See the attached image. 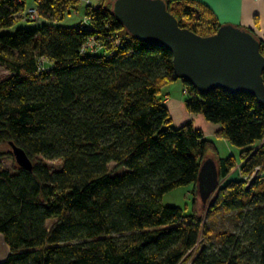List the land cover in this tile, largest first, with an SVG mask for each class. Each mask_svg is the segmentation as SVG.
I'll list each match as a JSON object with an SVG mask.
<instances>
[{
	"label": "trees",
	"instance_id": "16d2710c",
	"mask_svg": "<svg viewBox=\"0 0 264 264\" xmlns=\"http://www.w3.org/2000/svg\"><path fill=\"white\" fill-rule=\"evenodd\" d=\"M106 1L60 27L80 0H0V64L11 71L0 81V145L33 162V171L0 166L10 249L0 264H264V107L222 89L200 95L175 75L173 54L136 40ZM164 1L181 28L206 37L222 26L195 0ZM28 6L38 20L23 19ZM94 39L96 53H82ZM177 81L188 111L220 126L213 139L193 123L173 126L162 92ZM222 139L240 160L221 156ZM211 151L221 186L204 204L198 180ZM181 187L191 209L166 207ZM219 212L243 221L242 235L210 230L205 218ZM211 237L220 250L194 252Z\"/></svg>",
	"mask_w": 264,
	"mask_h": 264
},
{
	"label": "water",
	"instance_id": "95a60500",
	"mask_svg": "<svg viewBox=\"0 0 264 264\" xmlns=\"http://www.w3.org/2000/svg\"><path fill=\"white\" fill-rule=\"evenodd\" d=\"M117 13L138 41L173 54L175 75L200 95L215 89L255 96L264 107V55L253 32L232 24L222 25L215 35L202 37L181 28L164 0H118ZM116 11V10H115ZM20 168L33 171L26 151L10 142ZM204 204L220 188L217 162L207 159L198 180Z\"/></svg>",
	"mask_w": 264,
	"mask_h": 264
},
{
	"label": "rangeland",
	"instance_id": "374dc122",
	"mask_svg": "<svg viewBox=\"0 0 264 264\" xmlns=\"http://www.w3.org/2000/svg\"><path fill=\"white\" fill-rule=\"evenodd\" d=\"M32 1L33 0H27V4L31 5ZM92 1H94L93 7L94 6L97 7L100 4L99 0H92ZM117 1L118 0H116V2H113V0H107L106 4L110 5L111 3H115V10L117 11L118 10ZM85 3L86 1H83L82 6L80 5L78 9L72 11V14L69 15L65 21L59 24L60 27L61 26L72 27L75 24H77V26L81 25L86 15V12H84ZM15 55L17 56V54ZM10 75H11V71L9 68V63L0 64V81L8 79ZM182 84H183L182 81H177L170 86H166V89H169L170 87V90L172 91V96L175 97L177 94L180 93ZM164 94L165 93L163 92L162 95L164 96ZM183 94L185 93L183 92ZM216 133L214 135H216ZM217 147L222 157H229L231 155L235 157L236 160H240V154L242 150L239 148H236L235 146L230 145L227 141L223 139L219 142L217 141ZM0 151L3 153V155L0 157V166L11 172L12 171L15 172V168L19 166L17 164V161L14 158L13 149L9 145H0ZM208 157H211V159L216 158L215 152L211 151ZM48 164L54 170L61 168L63 165L62 162L59 160L48 161ZM240 167L241 166L238 167L239 170H240ZM255 172L256 173L253 176H251L250 178H246L249 183V188L253 187L254 182L256 181L257 177L261 174L260 169H257ZM190 189H191L190 187L189 188L181 187L175 191L168 193L167 195L163 197L164 205L166 207L173 206L177 208L181 207L184 209L186 207L190 208L192 201H193V197L191 196ZM200 204H201V201H200ZM205 219L207 221L208 228L210 230H213L214 232L228 231L235 235L237 234L242 235L243 229L241 228V226L243 225V221L238 222V219L235 217V214H232V213L224 214L222 212H219V213H214L213 215L208 214ZM204 245L214 246L215 247L214 249H217V250L221 249V244L217 240H214L213 237H211L209 240H206V241L202 240V242L194 249V252L197 250L198 247H204ZM6 248L9 249L6 243V240L4 239V236L0 234V262H3L10 252V249L8 251ZM186 264H191V261L187 262Z\"/></svg>",
	"mask_w": 264,
	"mask_h": 264
},
{
	"label": "crops",
	"instance_id": "0c3cea01",
	"mask_svg": "<svg viewBox=\"0 0 264 264\" xmlns=\"http://www.w3.org/2000/svg\"><path fill=\"white\" fill-rule=\"evenodd\" d=\"M81 6L83 1L85 9L90 3L94 5L92 0H80ZM100 3L103 0H99ZM194 1V0H193ZM200 4L209 7L216 18L219 19L222 25L232 24L246 30L253 31L257 38L264 41V0H195ZM85 12V11H84ZM74 26H77L75 24ZM170 86V85H169ZM165 104L170 110L175 128L182 127L188 123H193L195 128L204 131L208 139H213L214 134L218 132L220 126L208 123L202 115H193L185 107L184 86L182 84L181 91L175 97L172 96V91L163 90ZM162 92V93H163ZM171 93V94H170ZM171 95V96H170ZM7 249V248H6ZM9 251V249H7ZM7 251V252H8Z\"/></svg>",
	"mask_w": 264,
	"mask_h": 264
},
{
	"label": "built area",
	"instance_id": "2783aa9c",
	"mask_svg": "<svg viewBox=\"0 0 264 264\" xmlns=\"http://www.w3.org/2000/svg\"><path fill=\"white\" fill-rule=\"evenodd\" d=\"M27 17H30L32 20H38L39 14H38V11H37L35 6H28L27 10L24 13L23 19L26 21ZM95 44H96V40L95 39L89 41L88 43H86L84 45V48L82 49V53H84L86 51H92V52L96 53L98 48L96 47ZM45 63H48L46 59L41 61L40 66L44 67Z\"/></svg>",
	"mask_w": 264,
	"mask_h": 264
}]
</instances>
